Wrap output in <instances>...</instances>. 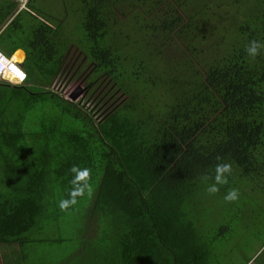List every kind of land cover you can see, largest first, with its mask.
Listing matches in <instances>:
<instances>
[{
    "label": "trees",
    "instance_id": "obj_1",
    "mask_svg": "<svg viewBox=\"0 0 264 264\" xmlns=\"http://www.w3.org/2000/svg\"><path fill=\"white\" fill-rule=\"evenodd\" d=\"M35 1L22 9L0 0V51L21 49L27 73L20 86L0 83L14 100L0 102V245L44 231L76 165L90 170L91 194L77 201L92 197L84 233L98 246L81 244L79 264L93 256V264H210L197 226L201 188L217 163H230L241 183L264 169V51H245L264 41V0H77L90 63L75 76L90 67L87 90L108 82L99 105L112 104L98 116L55 92L67 54L33 15ZM209 1L226 15L210 13ZM139 8L150 20L134 25L137 39L122 38L120 17L131 13L139 25ZM230 9L237 16L227 19ZM213 21L227 42L205 56ZM28 139L32 158L20 149Z\"/></svg>",
    "mask_w": 264,
    "mask_h": 264
},
{
    "label": "rangeland",
    "instance_id": "obj_2",
    "mask_svg": "<svg viewBox=\"0 0 264 264\" xmlns=\"http://www.w3.org/2000/svg\"><path fill=\"white\" fill-rule=\"evenodd\" d=\"M208 6L210 13L215 11L220 15H226L223 9H215L211 1H209ZM21 8L23 7L21 6ZM126 11L129 12V9L126 8ZM32 12L33 15L55 30L53 36L62 44L60 51L63 53L66 51L65 55L67 54V74H63L54 85L55 92L67 101L76 96L77 101L74 102L87 108L88 112L96 113V116L100 112L109 110L112 104L105 105L107 100L99 105V102L108 93V82H105L97 93L91 96L92 92L86 88L88 84L86 76L91 68L81 71L84 73H80V77L75 76V69L90 63L89 58L85 55L89 43H87L81 27L82 13L79 1L36 0L33 3ZM136 12L141 16L139 25L131 13L126 18L120 17L122 20L120 27L124 30L122 38L129 35L132 40L137 39L133 29L134 25H137L135 29H138L142 25L146 26V20H150L140 8L136 9ZM229 12L232 13L227 14V19L233 15L237 16V10L230 9ZM216 21H226V26L229 24L225 18ZM216 21L210 25L213 32V36L208 38L210 45L203 47L205 56L209 55L211 48L224 51L223 48L227 42L225 36L216 28L217 24L213 25ZM170 58L173 62L176 60L177 64L180 65L181 59L176 58L171 53L167 59ZM6 92H10V90L0 88V102L13 104L12 96ZM121 96L120 94L119 97ZM159 98V94L155 93L151 98L149 97V101L156 104ZM123 101H125V97L120 99V103ZM32 129V127L28 129L30 136ZM37 129L38 127L35 128V130ZM31 142L32 139H28L27 143L20 147L23 154L31 155ZM30 157L32 158V155ZM231 175L229 183L221 186L215 195H209L205 191L208 184H204L198 196L201 216L197 221V226L200 230V236L207 242L210 264H264V169L260 178L245 180L242 183L238 174L233 173ZM3 188L5 191H12L10 187L4 186ZM229 188H237L240 192L239 199L232 203L225 202L223 199ZM92 202V197H86L65 211H61L58 206L53 207L52 213L55 217H48L39 225L44 228V231L39 230L30 235L29 239L33 238L31 240L44 241H36V249L31 246L28 250V257L31 255L43 257L46 264H79L78 258L81 252L76 253L74 251L81 244L85 246L89 244L88 249H86L88 251L97 249L98 246L92 243L91 239H86V233H84L91 224L90 209ZM57 221L60 223L61 229L46 232L45 228L55 225ZM96 260L97 257L93 256L91 264Z\"/></svg>",
    "mask_w": 264,
    "mask_h": 264
},
{
    "label": "clouds",
    "instance_id": "obj_3",
    "mask_svg": "<svg viewBox=\"0 0 264 264\" xmlns=\"http://www.w3.org/2000/svg\"><path fill=\"white\" fill-rule=\"evenodd\" d=\"M25 5L21 6L24 8ZM245 51L248 56L256 58L262 51H264V41H249ZM21 54V49H17L10 59L7 58L8 56L5 57L3 54H0V71H3L7 68L12 74L11 77H4L5 79H9V82H14L15 78H18L20 81H24L27 78V73L16 66L17 63H23L22 60H18V57H20ZM69 171L73 174L72 179L70 180L72 187L68 192V198L61 199L58 202L57 206L61 211H65L70 206L75 205L77 203V197L84 196L86 192L89 195L91 194V186L88 183L90 170L88 168H80L76 165H73ZM231 173L232 165L230 163H217L214 169V176L211 177L213 182L206 186L205 191L209 195H215L218 193L221 186L227 185L229 183V177L231 176ZM239 197L240 192L237 188H229L223 199L225 202L232 203L237 201Z\"/></svg>",
    "mask_w": 264,
    "mask_h": 264
},
{
    "label": "crops",
    "instance_id": "obj_4",
    "mask_svg": "<svg viewBox=\"0 0 264 264\" xmlns=\"http://www.w3.org/2000/svg\"><path fill=\"white\" fill-rule=\"evenodd\" d=\"M6 93L12 95L10 92ZM35 242L26 241L24 237H21L17 244L0 245V264H46L43 257L32 255L28 257V250L31 246L36 249L37 242Z\"/></svg>",
    "mask_w": 264,
    "mask_h": 264
},
{
    "label": "built area",
    "instance_id": "obj_5",
    "mask_svg": "<svg viewBox=\"0 0 264 264\" xmlns=\"http://www.w3.org/2000/svg\"><path fill=\"white\" fill-rule=\"evenodd\" d=\"M19 1V3L24 6L27 3V0H17ZM0 54H3L5 57H7V55H5L2 51H0ZM10 59V57H7ZM18 68L22 69L20 65H16ZM23 70V69H22ZM12 74L10 72L9 69H4L3 71H0V82L6 83L7 85H11V86H19L23 83H25L26 79L24 81H20L18 78H15L14 82H9V79H5L4 77H11Z\"/></svg>",
    "mask_w": 264,
    "mask_h": 264
},
{
    "label": "water",
    "instance_id": "obj_6",
    "mask_svg": "<svg viewBox=\"0 0 264 264\" xmlns=\"http://www.w3.org/2000/svg\"><path fill=\"white\" fill-rule=\"evenodd\" d=\"M77 101L76 96L71 97L70 102Z\"/></svg>",
    "mask_w": 264,
    "mask_h": 264
}]
</instances>
